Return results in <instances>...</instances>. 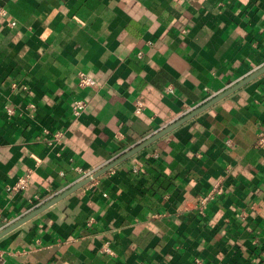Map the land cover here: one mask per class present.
Masks as SVG:
<instances>
[{"label":"crops","instance_id":"obj_1","mask_svg":"<svg viewBox=\"0 0 264 264\" xmlns=\"http://www.w3.org/2000/svg\"><path fill=\"white\" fill-rule=\"evenodd\" d=\"M263 65L264 0H0V230ZM262 128L264 73L0 237L6 264H264Z\"/></svg>","mask_w":264,"mask_h":264},{"label":"water","instance_id":"obj_2","mask_svg":"<svg viewBox=\"0 0 264 264\" xmlns=\"http://www.w3.org/2000/svg\"><path fill=\"white\" fill-rule=\"evenodd\" d=\"M264 73V65L255 70L254 72L250 73L248 76L242 78L232 86L226 88L225 90L213 95L205 102L201 103L200 105L192 108L182 116H180L178 119L174 120L172 123L162 127L158 131L154 132L153 134L149 135L148 137L136 142L133 146L129 147L128 149L124 150L120 154H118L115 158H113L111 161H109L107 164L99 168L98 170L92 172L90 175L85 176L79 180H77L75 183L71 184L68 188L64 189L60 193L52 196L48 200L44 201L43 203L35 206L33 209H31L29 212L12 222L11 224L4 227L2 230H0V237L4 236L11 230L15 229L16 227L20 226L25 221L31 219L32 217L36 216L52 204L58 202L59 200L65 198L67 195L71 194L72 192L76 191L77 189L83 187L85 184H87L92 179L100 176L101 174L107 172L111 168L115 167L116 165L120 164L127 158L131 157L135 153L139 152L140 150L146 148L148 145L162 137L163 135L167 134L168 132L172 131L176 127L180 126L182 123L186 122L187 120L195 117L205 109L209 108L222 98L226 97L230 93L234 92L235 90L239 89L249 81L253 80L260 74Z\"/></svg>","mask_w":264,"mask_h":264},{"label":"built area","instance_id":"obj_3","mask_svg":"<svg viewBox=\"0 0 264 264\" xmlns=\"http://www.w3.org/2000/svg\"><path fill=\"white\" fill-rule=\"evenodd\" d=\"M11 24H14V23L11 22ZM137 56L138 57L140 56V52L137 53ZM95 84H96L95 80L91 76H89L88 74H85L84 72L78 73V85L80 87L95 86ZM14 85L15 84H12V86H14ZM166 90H170V88H167ZM85 108H86V102L84 99H75L71 102V105H70L71 114L75 118L78 117L80 114H82L84 112ZM141 109H142L141 102H137L136 108H135V113L139 114L141 112ZM7 111L10 112L11 109L7 108ZM57 135H58L57 133L54 134V137H56ZM254 145L256 147H259V148H264V128H262L261 130L258 131L256 138H255V141H254ZM90 174H91L90 172H87V173L85 172L84 177L88 176ZM26 181H27L26 177H22L13 185L8 186L6 189L7 190H13V191L23 189L26 185ZM221 192H222L221 183L220 182L215 183L214 186L209 191V193L206 196L200 198L201 206L204 207V205L209 200H212ZM0 264H6L5 257H4L2 250H0Z\"/></svg>","mask_w":264,"mask_h":264}]
</instances>
